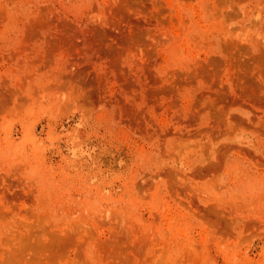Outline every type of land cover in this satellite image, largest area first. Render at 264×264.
Listing matches in <instances>:
<instances>
[{"label":"rangeland","instance_id":"obj_1","mask_svg":"<svg viewBox=\"0 0 264 264\" xmlns=\"http://www.w3.org/2000/svg\"><path fill=\"white\" fill-rule=\"evenodd\" d=\"M0 264H264V0H0Z\"/></svg>","mask_w":264,"mask_h":264}]
</instances>
